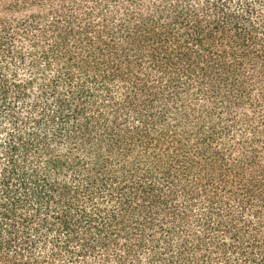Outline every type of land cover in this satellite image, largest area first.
Wrapping results in <instances>:
<instances>
[{"label": "trees", "instance_id": "obj_1", "mask_svg": "<svg viewBox=\"0 0 264 264\" xmlns=\"http://www.w3.org/2000/svg\"><path fill=\"white\" fill-rule=\"evenodd\" d=\"M0 264H264V0H0Z\"/></svg>", "mask_w": 264, "mask_h": 264}]
</instances>
